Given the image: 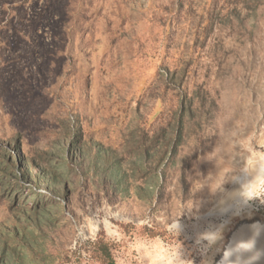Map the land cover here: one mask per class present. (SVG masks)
<instances>
[{
    "label": "rangeland",
    "instance_id": "rangeland-1",
    "mask_svg": "<svg viewBox=\"0 0 264 264\" xmlns=\"http://www.w3.org/2000/svg\"><path fill=\"white\" fill-rule=\"evenodd\" d=\"M261 197L264 0H0V264H212Z\"/></svg>",
    "mask_w": 264,
    "mask_h": 264
},
{
    "label": "water",
    "instance_id": "water-1",
    "mask_svg": "<svg viewBox=\"0 0 264 264\" xmlns=\"http://www.w3.org/2000/svg\"><path fill=\"white\" fill-rule=\"evenodd\" d=\"M260 234H264V218L252 216L239 220L224 237L223 244L212 264H253L248 262L250 260L264 264V255L259 260H255L254 257L243 261V255L240 253L246 246V242L243 241L247 240L253 246L255 238Z\"/></svg>",
    "mask_w": 264,
    "mask_h": 264
},
{
    "label": "trees",
    "instance_id": "trees-1",
    "mask_svg": "<svg viewBox=\"0 0 264 264\" xmlns=\"http://www.w3.org/2000/svg\"><path fill=\"white\" fill-rule=\"evenodd\" d=\"M164 154L160 155V159H162ZM119 185V184H118ZM145 235L149 238L162 237L164 238L165 232L156 233L151 232V230L144 229ZM92 254L94 255L95 260L100 264H115L112 254H111V244L105 239L104 233L101 232L97 236L96 240L92 242Z\"/></svg>",
    "mask_w": 264,
    "mask_h": 264
},
{
    "label": "clouds",
    "instance_id": "clouds-1",
    "mask_svg": "<svg viewBox=\"0 0 264 264\" xmlns=\"http://www.w3.org/2000/svg\"><path fill=\"white\" fill-rule=\"evenodd\" d=\"M247 199H252L254 197H247ZM261 198H264V197H261ZM214 234L215 233H205L202 237H200L198 240H197V243H200V240L203 239V240H207L209 242V244H211L213 241H214ZM264 255V253L262 252H257L256 253V257H255V260H259L260 257Z\"/></svg>",
    "mask_w": 264,
    "mask_h": 264
}]
</instances>
